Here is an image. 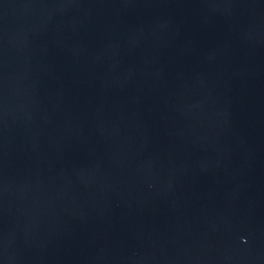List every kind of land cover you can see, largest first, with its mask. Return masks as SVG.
Segmentation results:
<instances>
[{
    "label": "water",
    "instance_id": "95a60500",
    "mask_svg": "<svg viewBox=\"0 0 264 264\" xmlns=\"http://www.w3.org/2000/svg\"><path fill=\"white\" fill-rule=\"evenodd\" d=\"M0 264H264V0H0Z\"/></svg>",
    "mask_w": 264,
    "mask_h": 264
}]
</instances>
